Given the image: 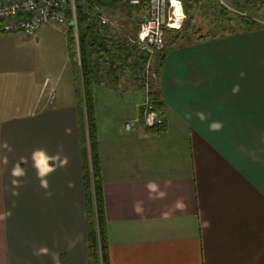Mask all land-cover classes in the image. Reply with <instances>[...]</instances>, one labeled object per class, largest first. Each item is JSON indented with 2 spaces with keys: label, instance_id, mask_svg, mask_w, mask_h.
Wrapping results in <instances>:
<instances>
[{
  "label": "crops",
  "instance_id": "crops-1",
  "mask_svg": "<svg viewBox=\"0 0 264 264\" xmlns=\"http://www.w3.org/2000/svg\"><path fill=\"white\" fill-rule=\"evenodd\" d=\"M50 28L32 38L47 40ZM193 43L164 55L161 134L143 124L126 131L143 100L131 83L95 87L96 112L112 87L140 99L124 124L111 116L101 128L96 115L111 264H264V29ZM2 67L0 264H92L77 98L55 106L54 90L46 96L51 81ZM212 122L222 128L210 131ZM40 149L56 169L46 177L51 202L37 211V237L49 255H37L29 241L31 205L45 196L30 180L19 187L10 178L17 165L36 169L33 152ZM149 184L166 196L150 198L156 193ZM57 245L73 246L70 255H57Z\"/></svg>",
  "mask_w": 264,
  "mask_h": 264
},
{
  "label": "trees",
  "instance_id": "trees-1",
  "mask_svg": "<svg viewBox=\"0 0 264 264\" xmlns=\"http://www.w3.org/2000/svg\"><path fill=\"white\" fill-rule=\"evenodd\" d=\"M130 1L76 0L79 48L77 46L74 27L71 25L68 30L70 58L75 68V91L79 111L78 124L87 221L88 254L92 264H111L110 241L105 213L101 157L98 142L95 87L104 80L108 85H116L126 80L134 88L140 90L139 85L127 73L121 72L119 67H116L117 58L125 61V58L122 57L125 53V47L117 46L113 37L105 38L104 34L99 33L97 31V25L93 23V19L98 9L120 21L129 15L132 16L135 14L141 17L133 30L136 31L140 22L147 15L148 0H141L140 5L134 11L131 10ZM183 1L187 16H190L193 11L203 7L206 10L205 14H213L220 22H237L240 25V29H242L238 32H254L264 29V20L252 16L247 11L252 8L257 9V3H260L264 7V0H223L225 5H222L220 0ZM145 10L146 14H144ZM234 10H238L240 13L234 12ZM191 18L190 16L189 20ZM188 22L184 26L188 27L190 24ZM225 30L227 31V29ZM106 31L111 34L108 28ZM193 38L194 35L191 32L181 34V31H176L169 34L165 50L157 57L155 71L157 80L154 85L156 91L152 94L155 108L162 114L163 103L158 91V80L165 59L164 55L167 56L176 48L193 45ZM216 38L215 35L200 36L195 41L205 42ZM106 39L108 42H105ZM101 70L104 71L105 77H101L99 73ZM144 100L145 94L143 91L142 104ZM142 109L141 105L140 112ZM141 123L144 125L143 120H141ZM146 129L150 134L158 135L164 131V125L155 129Z\"/></svg>",
  "mask_w": 264,
  "mask_h": 264
},
{
  "label": "built area",
  "instance_id": "built-area-1",
  "mask_svg": "<svg viewBox=\"0 0 264 264\" xmlns=\"http://www.w3.org/2000/svg\"><path fill=\"white\" fill-rule=\"evenodd\" d=\"M140 3L141 0H131V10L134 11ZM220 3L225 5L223 0ZM234 12L240 13L238 10ZM186 21L183 0H148L147 15L132 32L123 30L113 17L98 9L93 19L97 31L105 38L113 37L117 46L125 47L122 56L125 61L117 58L116 67L127 73L145 94L141 116L126 123L127 132H135L142 124L141 120L148 129L164 125V116L155 108L152 94L156 91V60L166 48L168 35L182 31ZM71 25L79 48L76 0H0V35L22 34L29 38L36 37L45 26L68 28ZM107 28L111 34L107 33ZM99 73L105 77L103 70Z\"/></svg>",
  "mask_w": 264,
  "mask_h": 264
},
{
  "label": "rangeland",
  "instance_id": "rangeland-1",
  "mask_svg": "<svg viewBox=\"0 0 264 264\" xmlns=\"http://www.w3.org/2000/svg\"><path fill=\"white\" fill-rule=\"evenodd\" d=\"M257 9L252 8L247 10L252 16L257 17L258 19L264 20V7L257 3ZM205 8H201L193 11L190 16L188 15L186 23L189 21V26H184L181 34L191 32L194 35L193 40H197L200 36H216L221 37L230 33L241 31L240 25L237 22H220L216 16L213 14H205ZM146 14V10L144 12ZM116 22L121 26L123 30L132 32L135 29V26L138 24L140 16L133 14L132 16L125 17L124 20L120 21L113 17ZM188 22V23H189ZM50 28V35L47 37V40L39 43L32 37H25L20 34H6L12 38L7 42H0V66H3L1 69L4 71H31L35 72L40 81L44 82L48 79L51 81V85L47 90L46 96L49 92H55V100L53 104L55 106L59 104H66L68 102L76 101V83H75V68L70 58L69 50V41H68V28L62 26H52ZM227 29V31L225 30ZM17 35V36H16ZM19 36V37H18ZM23 36V37H22ZM169 36V35H168ZM174 36V35H171ZM17 38V39H15ZM32 39L26 41L25 39ZM168 43V37H167ZM7 66L8 68H6ZM113 92L105 93L102 92L101 101L98 99V116L99 124L101 128L104 123L110 122L111 116L116 120L119 119L122 124H124L128 119L130 113V107L135 108L136 102L140 99L136 97H130V92H127L128 95L124 94L122 90H118L115 87ZM140 95L141 92L137 91ZM130 93V94H129ZM99 96V95H98ZM140 115V114H139ZM119 122V121H118ZM122 127V125H119ZM105 128V126H104ZM13 170V169H12ZM26 169L23 175L19 177H13L12 171L10 178L18 184L19 187L25 185L30 180V185L35 186L37 189H41V193L44 199L34 200L33 205L30 208L29 220L31 223L30 231L32 232L29 236V241L33 250H36L40 255H49L43 254L40 252L41 249H46L48 247L44 246L39 242L37 237V230L39 225V214L38 210L45 208L47 203H50L49 200L50 192L48 188L41 186L40 178L37 176V169ZM34 183V184H33ZM15 195L17 191V186L14 187ZM38 191V190H37ZM49 201V202H48ZM55 204V203H54ZM13 227L16 230V225L19 223V216L13 215ZM34 220V221H33ZM63 240L67 238L63 237ZM48 246V245H47ZM73 246H63L59 248V245L56 246V254L61 256L68 257L71 253ZM53 249V248H52ZM60 250V252H59ZM46 251H49L46 249ZM63 258V257H62ZM65 258V257H64Z\"/></svg>",
  "mask_w": 264,
  "mask_h": 264
},
{
  "label": "clouds",
  "instance_id": "clouds-1",
  "mask_svg": "<svg viewBox=\"0 0 264 264\" xmlns=\"http://www.w3.org/2000/svg\"><path fill=\"white\" fill-rule=\"evenodd\" d=\"M239 86L237 85L233 91L236 92L238 91ZM198 116L201 117V119H203V115L201 113H197ZM222 128V124L220 122H212L209 125V130L210 131H218ZM5 148H8V145L5 143L4 145ZM55 158L53 157H49L46 152L42 149L40 150H36L33 152V160H34V167L37 169V176L38 178H40V182H41V186L44 188L48 187V182L46 177L48 175H50L51 173H53L56 169L53 166L49 165V161L53 160ZM6 158H5V163H6ZM23 169L20 168L19 165H17L16 167L13 168L12 170V176L13 177H19L21 175H23ZM13 183H16V181L14 180ZM148 190L150 193H156L155 197H150V198H157V199H162L166 196L165 192H157L156 186L154 184H149L148 185ZM137 212H140L141 209L139 207V205H137L134 209ZM46 251V249H41L40 252H44ZM37 255L39 253H36Z\"/></svg>",
  "mask_w": 264,
  "mask_h": 264
}]
</instances>
